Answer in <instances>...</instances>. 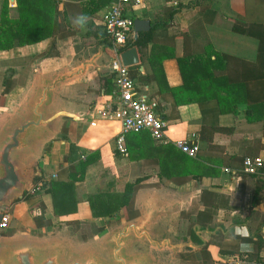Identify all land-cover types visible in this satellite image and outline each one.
Listing matches in <instances>:
<instances>
[{
    "label": "crops",
    "instance_id": "crops-1",
    "mask_svg": "<svg viewBox=\"0 0 264 264\" xmlns=\"http://www.w3.org/2000/svg\"><path fill=\"white\" fill-rule=\"evenodd\" d=\"M113 2L0 0V15L6 4L5 29L10 32L1 43L5 49H0V94L3 79L11 81L0 106V132L26 116L40 84L70 75L45 107L53 117L48 134L18 167L25 182L22 193L36 177L42 183L67 179L73 166L89 160L83 179L74 183L76 211L54 216L52 196L41 189L5 207L10 222L4 232L10 234L0 232V241H67L79 250L97 245L110 230L145 214L151 237L169 243L158 249L144 239L135 242L129 254L147 253L152 264H229L235 258L243 264H264V91L255 90L254 95L244 86L256 79L258 67L262 71L264 58L258 57L259 40L225 28L229 20L264 27V0H143L140 7L126 10L133 22L149 23L137 37L150 32L147 44L135 47L139 64L127 67L129 75L137 92L157 103L156 114L166 127L161 141L147 131L127 135L124 155L116 151L119 123L97 114L115 92L107 68L113 54L102 22ZM169 9H175L172 16ZM81 15L87 18L84 25H74ZM207 49L228 57L225 68L211 70V76L225 74L231 80L229 95L183 84L177 59L206 56ZM214 93L223 98V105L215 99L202 103L204 97H197ZM259 95V103L250 100ZM192 137L199 146L196 158L174 145ZM245 157L263 160L259 174L240 171ZM136 181L132 218L92 216L89 194L119 193ZM36 205L44 208L48 226L37 228ZM73 222L103 231L83 239ZM136 244L148 250L136 252Z\"/></svg>",
    "mask_w": 264,
    "mask_h": 264
},
{
    "label": "water",
    "instance_id": "water-1",
    "mask_svg": "<svg viewBox=\"0 0 264 264\" xmlns=\"http://www.w3.org/2000/svg\"><path fill=\"white\" fill-rule=\"evenodd\" d=\"M148 27L147 21L135 20L133 40ZM120 60L124 67L138 65L136 48L122 52ZM68 77L67 74L40 84L27 105L26 116L0 132V212L21 197L25 182L18 167L34 151L35 143L48 134L53 117L45 107L51 93ZM148 219L144 214L136 222L112 229L97 245L79 250L67 241H0V264H152L147 253L129 254L133 244L144 239L158 249L169 243H159L151 237L146 229L150 226Z\"/></svg>",
    "mask_w": 264,
    "mask_h": 264
},
{
    "label": "trees",
    "instance_id": "trees-1",
    "mask_svg": "<svg viewBox=\"0 0 264 264\" xmlns=\"http://www.w3.org/2000/svg\"><path fill=\"white\" fill-rule=\"evenodd\" d=\"M6 4H3L1 15H0V49H5L1 43H4L9 38L10 32L5 29L6 22ZM175 13V9H169V15L172 16ZM170 18V17H169ZM225 28L233 31L235 33H239L242 35H248L256 38L259 40V48H258V57L264 58V48L261 46V43L264 42V27L260 25H250L245 26L241 24L239 21L229 20V24L226 23ZM13 34V33H12ZM148 33H140L135 41L131 40V42L122 49V51H126L130 48L136 47L138 50L143 46L146 45L149 39ZM206 56L199 57H186L183 56L177 59L178 67L180 70V74L183 80V84L188 85V87L192 84L194 86H207L212 91L220 89L225 92V94L229 95V85L231 80L225 75L220 74L217 77L211 76L213 71L225 68L224 58L228 59V57L222 56L215 52H208L206 50ZM211 56H214V59L211 60ZM262 71L257 68V77L253 82H246L244 84L245 90L251 91L254 90H263L264 91V61L262 62ZM223 71V70H222ZM204 75H209L208 78L203 77ZM111 76V74H110ZM191 76V78H189ZM215 77V78H214ZM112 78V77H111ZM195 81V83L193 82ZM2 92L0 94V106L4 104V96L10 91L11 89V81L9 78H4L2 81ZM197 97H204L202 103L207 102L208 100L215 99L218 105H223L224 102L222 101L223 98L221 96H217L214 94H206L204 96H197ZM262 96L259 95L257 99L250 98V100L254 103L262 101ZM210 98V99H209ZM201 104V102H200ZM203 114V112H202ZM89 163V160L85 162L79 161L75 166H73V170L70 172L67 179H54L49 180L48 182H44L42 184L41 189L44 192H48L52 196L53 201V213L54 216H63L68 215L76 211V200L74 198V183L77 181H81L84 177V172ZM262 169V168H261ZM40 179L38 177L34 178V185L38 183ZM138 182L133 183H126L122 192L119 193H112V192H98L92 193L88 195V205L91 211V214L94 218H101V217H114L118 219H130L134 216L132 201L134 194L137 190ZM32 198L27 192H23L21 197L18 198L16 201L21 200H28ZM39 209V214L34 216V221L36 223L37 228L42 226H48L50 222H44V208L41 205H36ZM35 206L31 208H36ZM122 211V214H120ZM120 221V220H119ZM72 228L74 231L78 232L83 239L92 238L95 233L98 234L99 232L103 231V229L98 228H91V226L87 223H79L73 222ZM9 232H1V235H9ZM248 256L247 258H250ZM251 259V258H250Z\"/></svg>",
    "mask_w": 264,
    "mask_h": 264
},
{
    "label": "built area",
    "instance_id": "built-area-1",
    "mask_svg": "<svg viewBox=\"0 0 264 264\" xmlns=\"http://www.w3.org/2000/svg\"><path fill=\"white\" fill-rule=\"evenodd\" d=\"M143 0H114L111 7L103 16L104 33L110 41L113 58L108 64L115 89L114 97L98 109L97 114L101 119L117 122L120 132L116 137V151L126 154L125 138L130 134L147 131L155 141L164 139L165 122L156 114L157 103L146 100L136 90L134 81L129 75L127 67L122 65L120 54L133 39V20L126 15L129 7L137 8ZM177 5L176 2H173ZM175 147L190 158H196L199 146L195 138L179 140ZM263 167L260 157H245L242 162L241 172L245 175H257ZM228 171V170H225ZM56 176L53 175L52 179ZM42 182L32 185L26 192L35 195L41 190ZM10 214L7 209L0 212V232L8 229ZM229 264H243L239 259H232Z\"/></svg>",
    "mask_w": 264,
    "mask_h": 264
},
{
    "label": "rangeland",
    "instance_id": "rangeland-1",
    "mask_svg": "<svg viewBox=\"0 0 264 264\" xmlns=\"http://www.w3.org/2000/svg\"><path fill=\"white\" fill-rule=\"evenodd\" d=\"M31 68V67H30ZM34 69V67H32L31 69H30V71L32 72V70ZM15 106V105H14ZM14 108V107H13ZM111 231V230H110ZM75 242V241H74ZM134 251H144V250H148V248H144V247H142V246H140V245H138V244H136L135 246H134V249H133ZM152 253L154 254V256H158V253H156V251H152ZM104 254L105 255H107L106 254V252H104ZM159 259H160V257H159Z\"/></svg>",
    "mask_w": 264,
    "mask_h": 264
},
{
    "label": "clouds",
    "instance_id": "clouds-1",
    "mask_svg": "<svg viewBox=\"0 0 264 264\" xmlns=\"http://www.w3.org/2000/svg\"><path fill=\"white\" fill-rule=\"evenodd\" d=\"M86 17L85 16H78L77 18H75L74 20H73V24L74 25H79V26H83L84 25V23L86 22Z\"/></svg>",
    "mask_w": 264,
    "mask_h": 264
}]
</instances>
